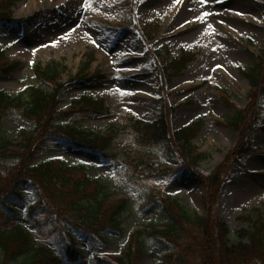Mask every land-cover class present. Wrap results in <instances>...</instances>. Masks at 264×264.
Returning a JSON list of instances; mask_svg holds the SVG:
<instances>
[{"label": "rangeland", "instance_id": "rangeland-1", "mask_svg": "<svg viewBox=\"0 0 264 264\" xmlns=\"http://www.w3.org/2000/svg\"><path fill=\"white\" fill-rule=\"evenodd\" d=\"M87 2L89 7H83L85 0H21L17 3L12 9L15 21L42 11L46 13L45 21L30 32L22 25L0 29V49L8 48L6 61L20 63L14 71L0 74V90L11 97L23 96L27 101L31 86H43L35 75V66L46 67L54 62L62 67H59V75L65 83L74 80L80 72L87 77L94 74L107 77L93 82L74 81L61 97L58 109L68 110L72 102L84 96L105 100L108 112L86 115L79 126L101 136L114 134L111 153L116 155V163H103L95 153L52 141L38 151L31 165L58 159L68 164H85L88 175L100 180L112 193L111 201L125 196L130 202L121 217L122 231L111 234L99 254L122 256L133 231L143 230L146 237L141 264H164L161 259L169 247L152 237L150 229L159 223L158 209L142 208L145 203L150 204L151 200L147 202L150 190L156 189L164 196L180 199L191 212L208 216L207 188L199 171L211 173L223 166L239 143V134L231 125V119L235 118L237 110L249 104L252 95L240 71L249 70L255 57L264 54V0H207L206 4L201 0H179V3L176 0H133L137 28L125 23L122 9L127 0ZM204 13L210 15L204 16ZM209 24L212 28H208ZM147 30L151 33H146ZM53 42H57L55 46ZM148 51L156 52L158 63L162 65L185 52H197L198 56L165 86L154 74ZM91 55L94 62L86 69ZM216 65L222 67L213 71ZM260 95L258 105L264 113V94ZM172 107L176 110L170 114L168 108ZM166 109L173 131L197 120L202 123L203 129L192 142L197 152L206 157L198 170L189 166L181 169L180 160L168 157L164 149L148 148L140 143L133 122L153 123ZM74 119L60 123L74 122ZM33 131L35 124L27 120L22 111L13 110L5 116L1 133L13 144L12 150ZM248 139L254 144V151L227 164L213 214L214 226H219L220 221L227 224L233 242L237 241L240 230H250L251 222L260 214L264 217V133L254 132ZM14 155L6 153L8 158L2 159V178L16 164ZM129 159L154 164L155 173L165 171L156 173L154 181L135 184L126 173L125 164ZM254 187L258 190L250 195L248 192ZM21 192L23 200L14 204L23 219L37 199L28 184L22 185ZM218 231L217 227L216 238L218 234L221 237ZM36 238L45 241L38 235ZM78 247L84 246L79 243ZM21 261L18 264H25L23 259Z\"/></svg>", "mask_w": 264, "mask_h": 264}, {"label": "trees", "instance_id": "trees-1", "mask_svg": "<svg viewBox=\"0 0 264 264\" xmlns=\"http://www.w3.org/2000/svg\"><path fill=\"white\" fill-rule=\"evenodd\" d=\"M12 1V0H9ZM15 4L2 2L0 6V25L12 23L8 9ZM37 18V17H36ZM39 18V17H38ZM33 25V23L31 24ZM5 51H0V73H10L17 65L2 64ZM192 55H185L179 61H174L166 70L177 74L185 68ZM58 64H52L45 70L37 67L36 74L44 82L54 85L55 91L48 92L42 87H31L28 101L23 98L9 97L0 90V159L5 157L10 142L1 133L3 119L12 110H22L25 117L36 124V131L20 145L14 158L18 164L5 178L0 176V254L2 264H18L22 259L25 264H84L87 262L84 251L76 248L78 239H82L95 255L100 247L108 244L111 234L122 231V215L128 207V202L120 200L110 202L111 193L98 179L87 175L85 167L68 165L61 161H50L30 167V162L37 154L35 149L46 146L52 139L61 140L78 149L97 153L103 162L112 163L115 155L110 153L113 144L112 137H100L78 126L75 123L62 126L56 121L65 114L58 113L56 108L59 97L67 90V85L60 83ZM88 67V65H86ZM253 88L264 84V62L256 59L254 66L242 72ZM84 77V76H82ZM82 80L83 78H78ZM97 77L85 78L92 82ZM81 109L79 114L86 112L99 113L104 109L102 101H94L90 97H82L75 102ZM251 105L243 112H237L231 121L241 139L239 153L248 152L249 145L245 142V130L253 111ZM139 127L141 137L147 143L165 141L171 154L180 156L191 168L199 167L202 155L192 153L191 141L201 131L200 124L172 134L166 118L158 122ZM141 128V129H140ZM180 147V150H178ZM187 156V157H186ZM137 168V167H136ZM135 168V169H136ZM195 170V169H194ZM208 187L209 209L215 206L221 174L215 172L203 176ZM27 183L38 198V205L29 211V221L34 228L61 246V256L53 254L52 249L36 240L19 223L17 210L12 203L21 201L23 195L19 187ZM157 207L162 209L163 218L159 219L160 229H154L153 234L158 239L169 244V250L162 257L164 264H264V217L251 223L250 230H241L239 240L233 242L228 227L219 223L216 235L212 218H200L181 205L178 200H170L158 196L155 199ZM78 233V234H77ZM144 232H137L128 244L123 257L109 260H98L99 264H141L144 257Z\"/></svg>", "mask_w": 264, "mask_h": 264}, {"label": "snow or ice", "instance_id": "snow-or-ice-1", "mask_svg": "<svg viewBox=\"0 0 264 264\" xmlns=\"http://www.w3.org/2000/svg\"><path fill=\"white\" fill-rule=\"evenodd\" d=\"M176 2L179 3V0H176ZM201 3L202 4H206L207 3V0H201ZM89 6L90 5L88 4L87 0H85V3L83 4V7H89ZM208 15H210V13H204V16H208ZM208 28H212V25L209 24L208 25ZM213 31H214V29H213ZM92 42L95 44V41L94 40ZM56 43L57 42H53L52 46H55ZM213 50L215 51V49H213ZM220 67H222V65H216L215 68L213 69V71H215L216 68H220ZM117 91H120L122 95L125 94L123 92V90L117 89ZM113 175H115V174H113Z\"/></svg>", "mask_w": 264, "mask_h": 264}, {"label": "bare ground", "instance_id": "bare-ground-1", "mask_svg": "<svg viewBox=\"0 0 264 264\" xmlns=\"http://www.w3.org/2000/svg\"><path fill=\"white\" fill-rule=\"evenodd\" d=\"M154 6H155V5H154ZM257 190H258V189L254 187V188L251 189L248 193H250V195H251V193H255V192H257ZM248 193H247V194H248ZM245 198H247V196L244 197L243 199H245Z\"/></svg>", "mask_w": 264, "mask_h": 264}]
</instances>
